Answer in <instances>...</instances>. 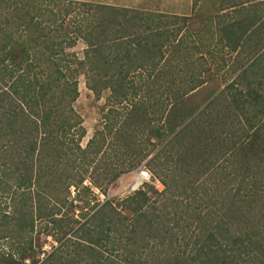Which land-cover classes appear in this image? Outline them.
<instances>
[{
	"label": "trees",
	"instance_id": "1",
	"mask_svg": "<svg viewBox=\"0 0 264 264\" xmlns=\"http://www.w3.org/2000/svg\"><path fill=\"white\" fill-rule=\"evenodd\" d=\"M204 1L0 0V264H264V0ZM80 73L115 105L83 146Z\"/></svg>",
	"mask_w": 264,
	"mask_h": 264
},
{
	"label": "rangeland",
	"instance_id": "2",
	"mask_svg": "<svg viewBox=\"0 0 264 264\" xmlns=\"http://www.w3.org/2000/svg\"><path fill=\"white\" fill-rule=\"evenodd\" d=\"M92 2H101L108 5H114L117 7H129L136 8L143 12H154L168 15H180V14H188L190 10L191 0H85ZM203 7L209 6V0H205L201 3ZM200 14H204L203 10H200ZM197 20L191 21V25L189 27L190 32L195 30V24ZM204 25L199 27V35L197 37L196 43H199L198 53H201L205 57V63H201L199 67L205 68L206 66H210L213 72V68H215L213 63L221 64L220 56L221 52L215 51L213 47L215 46V37L212 33L204 32ZM196 36H189L188 38L192 40ZM83 48L82 44L78 42L77 46L70 48L71 50H75L80 53ZM212 51V57L209 51ZM194 55H192V58ZM223 68V67H222ZM226 72V67L220 69L217 72V75ZM221 74V75H222ZM216 77V75H215ZM221 77V76H220ZM76 91L77 97L72 103V108L76 113L79 114L81 119V125L85 129V134L80 140L81 146H83L87 139H89L95 130L101 129L103 127L105 118L102 115L107 113V109L111 107H115V105L111 103L104 104V95L100 98L95 99L94 95L86 88L84 76L80 73L76 78ZM107 94V93H106ZM119 108V107H117ZM105 149L107 147L104 146ZM103 150V149H102ZM107 151L104 152V154ZM140 179L137 177V173L130 172L125 173L118 177V179L112 183L106 189V197H121L126 194L128 191H131L135 184H138ZM74 192L71 194L73 195ZM94 194L96 197L102 198L103 196L97 190H94Z\"/></svg>",
	"mask_w": 264,
	"mask_h": 264
},
{
	"label": "built area",
	"instance_id": "3",
	"mask_svg": "<svg viewBox=\"0 0 264 264\" xmlns=\"http://www.w3.org/2000/svg\"><path fill=\"white\" fill-rule=\"evenodd\" d=\"M133 172L137 173V177L140 179V181L138 182V184H135L133 186V188H131L132 189L131 191L137 189L142 184V182H150L149 173L145 169L138 168L136 171H133ZM70 190H71V194H72L73 193L72 192V188ZM128 192H130V191H128ZM102 196H103L102 198H99L97 200L99 203H102L106 198H108V197H106L104 195H102Z\"/></svg>",
	"mask_w": 264,
	"mask_h": 264
},
{
	"label": "crops",
	"instance_id": "4",
	"mask_svg": "<svg viewBox=\"0 0 264 264\" xmlns=\"http://www.w3.org/2000/svg\"><path fill=\"white\" fill-rule=\"evenodd\" d=\"M262 49H263V48H262ZM262 49H261V50H262Z\"/></svg>",
	"mask_w": 264,
	"mask_h": 264
}]
</instances>
